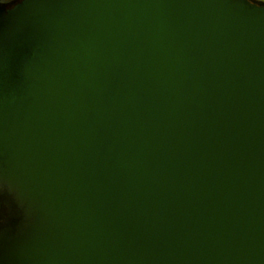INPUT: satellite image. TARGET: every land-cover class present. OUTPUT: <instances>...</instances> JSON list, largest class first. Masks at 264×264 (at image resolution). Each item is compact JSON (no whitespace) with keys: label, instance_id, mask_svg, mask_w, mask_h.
Wrapping results in <instances>:
<instances>
[{"label":"water","instance_id":"water-1","mask_svg":"<svg viewBox=\"0 0 264 264\" xmlns=\"http://www.w3.org/2000/svg\"><path fill=\"white\" fill-rule=\"evenodd\" d=\"M0 264H264V1L0 0Z\"/></svg>","mask_w":264,"mask_h":264},{"label":"flooded vegetation","instance_id":"flooded-vegetation-1","mask_svg":"<svg viewBox=\"0 0 264 264\" xmlns=\"http://www.w3.org/2000/svg\"><path fill=\"white\" fill-rule=\"evenodd\" d=\"M1 211H2V210H1V208H0V214H1Z\"/></svg>","mask_w":264,"mask_h":264},{"label":"rangeland","instance_id":"rangeland-1","mask_svg":"<svg viewBox=\"0 0 264 264\" xmlns=\"http://www.w3.org/2000/svg\"><path fill=\"white\" fill-rule=\"evenodd\" d=\"M3 1H9V0H3Z\"/></svg>","mask_w":264,"mask_h":264},{"label":"trees","instance_id":"trees-1","mask_svg":"<svg viewBox=\"0 0 264 264\" xmlns=\"http://www.w3.org/2000/svg\"><path fill=\"white\" fill-rule=\"evenodd\" d=\"M262 1H264V0H262Z\"/></svg>","mask_w":264,"mask_h":264}]
</instances>
